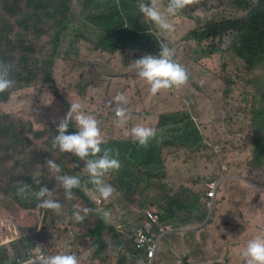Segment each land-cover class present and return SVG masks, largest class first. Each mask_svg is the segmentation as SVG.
<instances>
[{"label":"trees","instance_id":"1","mask_svg":"<svg viewBox=\"0 0 264 264\" xmlns=\"http://www.w3.org/2000/svg\"><path fill=\"white\" fill-rule=\"evenodd\" d=\"M161 2L167 5L168 0ZM186 7L185 15L191 14L190 18L198 26L177 41L179 46H172L170 36L139 12L137 0H0V63L11 65V78L15 81L11 89L0 93V235L6 234L11 239L18 237L16 218L24 208L21 197L16 195L22 186L20 182L29 184L33 192L41 186L58 187L55 173L44 166L49 159L61 165L63 174L73 173L76 169L78 157L53 148L59 123L52 119L54 104L57 101L68 106L70 101L76 102L74 93L61 92L54 70L58 60L80 63V53L69 56L68 52L72 48L78 50L82 41L101 53L142 52L161 42L166 43L173 58L186 68L187 82L202 92L209 102L213 115L210 125L221 133L222 138L234 140L228 141L233 149L247 153L245 165L250 173L246 176L264 188V0H189ZM95 30L103 34L92 38L89 31ZM197 47L201 48L203 57H214V69L193 57ZM93 66L85 65L82 69L86 81L90 80L91 69L99 72V68ZM78 77L81 79V71ZM130 80L137 83L141 79L137 74L124 76L125 82ZM77 83L81 84L80 81ZM234 91L246 96L240 102L242 107H233ZM86 92L88 94L89 88ZM151 94L150 88L142 90L141 85L138 86V102H129L125 106L130 125L134 115L141 116L144 112L146 97ZM79 95L84 103L86 94L80 91ZM51 96L56 99L54 104L49 102ZM89 103L88 108L95 105L92 101ZM99 103L102 105L95 111L96 115L104 117L105 122H116L109 111L111 104L107 91L103 92ZM84 109L82 107L86 114L90 113V109ZM225 114L230 116L226 122ZM185 115L183 134L176 128H167L169 121L160 118L156 137L149 146L135 142L119 147L123 141L119 138L104 141L102 149H110L112 155L118 153L121 162L120 169L108 172L104 181L116 184L122 172L134 173L140 181L143 168L137 170L139 163L135 157L125 156H134L139 150L153 170L156 166V176L170 183L167 158H182L180 153L189 146L186 130L200 134L199 127L188 117L191 115ZM235 121L237 123L233 125ZM69 132H75L73 123ZM209 150L214 155L212 145ZM33 177L40 184H35ZM150 184L152 191L157 193L155 203L148 207L142 204L143 210L154 209L161 221L198 218L191 197L195 195L192 186L180 184L177 188H168L153 177ZM218 193L237 210L253 214L264 231L262 189L249 187L243 195L233 186L221 185ZM29 199L40 216L50 215V210L37 206L39 201L34 194L29 195ZM205 216L206 213L202 219ZM120 259L129 264L127 258ZM79 264L88 262L81 260Z\"/></svg>","mask_w":264,"mask_h":264},{"label":"clouds","instance_id":"2","mask_svg":"<svg viewBox=\"0 0 264 264\" xmlns=\"http://www.w3.org/2000/svg\"><path fill=\"white\" fill-rule=\"evenodd\" d=\"M153 2L137 0L139 12L162 33L175 30L169 17L186 19V31L178 39L170 36L172 46H179L177 41L198 26L190 18L191 14L185 15L189 0H168L167 5L159 0L165 7L163 10ZM82 42L78 50L72 48L68 55L80 53L81 60L84 51ZM159 49L158 55H145L151 50L101 53L94 49L107 57L105 65L84 61L73 64L82 73L80 82L88 83V106L89 101L99 103L104 91L108 92L110 104L113 92L137 103L140 82L144 81L146 89L150 88L152 94L146 97L145 110L139 116L147 126L132 127L128 139H123L119 147L135 142L140 146H149L156 137L160 118L169 121L167 128H176L183 134L185 113L191 115L188 117L199 127L200 134H191L186 130L189 146L180 153L182 158H167L170 183L156 176V166L153 170L143 160L139 150L134 156H125L135 157L139 163L136 169L143 168L142 179L139 181L134 173L122 172L116 184L106 183L103 177L121 167L117 158L119 154L112 155L110 149H102L104 140L98 121L82 110V104L78 102L79 92L75 94L76 102L70 101L68 106L51 102L55 106L54 116L59 112L56 120L60 121L53 148L70 153L79 161L74 165L76 169L73 173L63 174L61 165L54 159L46 160L44 166L55 173L54 178L59 185L54 189L41 186L33 192L29 184L20 182L22 186L17 189L16 195L21 197L24 208L16 218L19 234L16 239L0 235V264H79L81 260H86L88 264H124L120 257L127 258L129 264H264V231L259 228L257 218L248 211L237 210L233 203L227 202L218 193L221 185L233 186L243 195L249 187L264 191L246 176L250 173L245 165L248 155L233 149L229 142L234 140L222 138L221 133L210 125L212 120L208 123L201 120L200 101L208 106L209 102L202 92L196 91L187 82L186 68L173 58L167 44L161 42ZM130 53L136 59L133 62L135 70L121 74L108 71L112 57ZM68 63L71 62H66V69L70 68ZM85 65L99 68V72L91 69L88 81L82 71ZM133 74L141 80L137 83L124 81V76ZM14 83L11 65L0 63V93L11 89ZM100 83L102 87L96 92ZM198 88L203 90L201 86ZM233 96L239 103L246 97L239 91H234ZM51 99L56 100L54 96ZM115 100L123 102L124 97L118 95ZM158 104L161 107L155 109ZM110 112L120 126L128 119L127 109L122 103H117L115 110ZM71 123L75 132H69ZM210 145L214 155L209 150ZM239 146H242L240 142ZM152 177L168 188H177L180 184L192 186L195 195L191 197L198 218L180 217L161 221L154 209L143 210L142 204L148 207L155 203L157 193L151 188ZM33 180L35 184H40L35 177ZM32 194L39 201L38 207L51 211L49 216L37 213L29 199ZM216 201L218 208L213 217ZM250 236L254 237L248 240ZM190 241L196 244H188Z\"/></svg>","mask_w":264,"mask_h":264},{"label":"rangeland","instance_id":"3","mask_svg":"<svg viewBox=\"0 0 264 264\" xmlns=\"http://www.w3.org/2000/svg\"><path fill=\"white\" fill-rule=\"evenodd\" d=\"M153 1H154L153 4H155L161 10H163L165 8V7L161 6V4L159 3V0H153ZM169 20H170V22H172L174 24L175 30H174V32L167 33V34L169 36H172L173 39H178L181 36V34H183L186 31V29H185L187 26L186 19L179 18V17L175 16V17H169ZM102 34L103 33L100 30H95V32L89 31V35L92 38H96L98 36H101ZM81 44L84 45V51H82L81 61L93 62V63L105 65V63L107 62V57L105 55H102L99 52L95 51L86 42H82ZM159 50H160L159 45H155L153 47V49L151 51H147V53L145 55H149V54L150 55H158ZM142 56H144V55H141L140 57H142ZM132 57H133V53L120 54V55H116L115 57H112L111 64L108 66V71H110L111 73H114V74H121V73H127V72H130L132 70H135L133 62L136 59H134ZM193 57L199 63L206 66L207 68L214 69V67H215L214 57L210 58V59L203 57V53H202V50L200 47H197L196 50L195 49L193 50ZM139 58H137V59H139ZM68 64H69L70 68L66 69V63H64L62 61H58L55 64L56 65V71H55L54 78H55V80H57L56 82L58 83L61 91L65 92V93L66 92H72L74 94H76V92L81 91V92H84L86 94V101L84 103H81V101L79 100L78 102H80L82 104V107H84L85 109H90L89 115L93 116L98 121V125L101 129V134H102L104 141H110V140H113L115 138L126 140L129 137L128 133L130 132L132 127L137 126V125L147 126L146 124H143L140 121L141 118L139 117L138 114H136L132 117L133 123L131 125L128 123V121H127L128 119L126 120V122L122 126L118 125L115 121L104 123L103 117L101 115H96V113H95L97 108H99L102 105V103H95V105H93L91 108H88L87 92H86L88 83H84V82H81V84L77 83L78 81H80V79L78 77V75L80 73V69L78 66H76L73 63H68ZM94 84H96V83H94ZM140 85H141L142 90L147 88L144 84V81H141ZM101 87H102V84L100 83V87H99V89H96V92H99ZM142 93L143 92L141 91L140 94H142ZM111 95H112V103H111V108L109 109V111L115 110V106L117 103H122V105L125 107L130 102L127 99V97L123 94L113 92ZM118 95H122L124 97L123 102H118L115 100V97H117ZM49 102H53V100L51 99ZM238 106L241 107L240 103L233 99V107H238ZM160 107H161V104H158L154 108L158 109ZM198 108H200V110L202 111L201 120L205 121L206 123L210 122L212 120L213 115L211 112H209L210 108H209L208 104L205 103L204 101H200ZM106 110L108 111L107 107H106ZM58 114H59V112L54 116L55 120L57 119ZM224 116H225V122H226L230 118V116H228L226 114ZM57 121H59V120H57ZM236 123H237V121H235L233 123V125ZM217 208H218V202L216 201L215 206H214V211H213V217L216 214Z\"/></svg>","mask_w":264,"mask_h":264}]
</instances>
